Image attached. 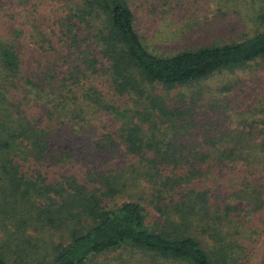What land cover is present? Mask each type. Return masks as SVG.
I'll list each match as a JSON object with an SVG mask.
<instances>
[{"label": "trees", "instance_id": "obj_1", "mask_svg": "<svg viewBox=\"0 0 264 264\" xmlns=\"http://www.w3.org/2000/svg\"><path fill=\"white\" fill-rule=\"evenodd\" d=\"M13 1L6 14L18 26L0 25V264H113L106 256L124 249L149 264H251L244 241L264 211V138H255L264 118L229 128L239 114L230 86L210 109L198 106L201 94L173 91L263 59L264 31L165 56L138 28V11L163 0ZM41 17L69 39L68 55ZM26 25L62 67L25 72ZM105 112L118 127L103 124ZM72 158L82 176L62 172ZM48 162L59 167L53 178Z\"/></svg>", "mask_w": 264, "mask_h": 264}, {"label": "rangeland", "instance_id": "obj_2", "mask_svg": "<svg viewBox=\"0 0 264 264\" xmlns=\"http://www.w3.org/2000/svg\"><path fill=\"white\" fill-rule=\"evenodd\" d=\"M59 1L61 3L58 5H62L64 0ZM165 1L163 0L164 5L157 3L156 8L145 7L144 12L138 11V18H140L139 33L145 43L158 54L169 56L185 50L225 45L234 41L241 42L264 31V0H171L169 3ZM0 4L2 5L0 6V25L3 26L7 22L12 28L18 26L17 20L12 21L6 14L7 10H10L11 14L13 11L15 13V10L11 11L13 6L16 7L15 2L13 0H0ZM16 9L18 8L16 7ZM40 10L42 13L43 8ZM48 19L46 17V21H43L41 17L37 20L38 24L41 25L40 29L47 33V37L53 41V44H60L57 48L58 53L63 54L62 56L68 55L70 53L69 39L61 41L62 35L58 32L59 26L52 24ZM24 29L27 30V34L18 40V49L25 72L30 74L32 71L42 68L47 71L50 62L54 66L61 64L62 67V60L59 59L57 53L43 49L42 43L37 45L30 38V33L34 28L31 29L30 25H26ZM53 29L57 33L53 32ZM43 45L45 46L46 43ZM73 51L72 57L75 58L74 53L77 49H73ZM66 68L65 62V70ZM97 80L94 84L103 91L106 103L112 104L116 100L112 90L108 88L107 84L102 87L104 81ZM84 82L85 84L91 83L92 78L87 79L86 77ZM227 86L234 88L230 94L233 96L229 99L232 100L230 102L239 114H234L230 119H227L232 121L230 124L226 120L227 113L219 116L221 120L226 121L229 128L232 129L250 127L252 122H254V127L263 126L260 121L264 118V58L233 72H222L191 86L175 89L173 94L177 97L180 95L195 97L201 94L195 99L199 103L198 106H206L205 108L210 109L209 107L213 105L215 100L220 99L222 101L223 96L227 94L224 89ZM210 115H215V113ZM102 119L103 124L109 125L110 128L111 126L118 127L110 113L105 112ZM106 133L108 134V132ZM248 138L250 139V137ZM255 138L262 140L264 137L256 134ZM71 160L72 163H69L62 172L68 175L74 172L76 175L78 173V176H82L83 167L77 166V161L73 162V158ZM48 165L49 167L43 166V168L52 171L50 178H53L55 170H58L59 167L52 166L49 162ZM24 167H26L27 172H32L29 168L33 167L26 163ZM150 218L156 221V219ZM250 230L252 231L251 241L248 236L244 241L251 248L250 263L264 264V211L259 212L252 220ZM36 235L42 236L41 233H36ZM54 237L58 239L62 238V235L55 233ZM44 238L50 239L49 234H45ZM106 257L105 260L113 264H119L124 257H127V260L134 262V264L145 262L149 264L151 261L149 256L143 258V254L134 253L130 249L113 251ZM160 264H164V262ZM166 264L173 263L166 262Z\"/></svg>", "mask_w": 264, "mask_h": 264}]
</instances>
